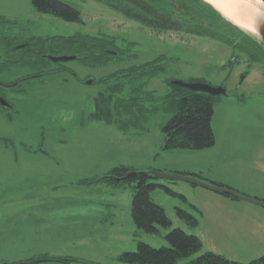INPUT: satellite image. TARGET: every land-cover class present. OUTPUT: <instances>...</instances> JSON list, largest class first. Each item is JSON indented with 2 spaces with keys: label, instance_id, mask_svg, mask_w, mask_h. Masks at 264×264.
<instances>
[{
  "label": "rangeland",
  "instance_id": "1",
  "mask_svg": "<svg viewBox=\"0 0 264 264\" xmlns=\"http://www.w3.org/2000/svg\"><path fill=\"white\" fill-rule=\"evenodd\" d=\"M65 1L78 7L82 23L40 13L31 0H0V16L8 20L0 22V43L2 39L106 34L121 40L126 55L94 68L77 59L65 61L61 72L32 78L22 91L7 92L13 108L0 111V264L23 263L43 255L78 261L38 264H130L119 256L135 251L138 242L167 246L165 235L176 227L202 241L198 253L179 263L205 251L242 263L262 256L264 207L260 204L221 198L185 181L157 178L155 182L173 193L156 186L150 197L165 209L171 226H158V232L150 234L138 229L131 217L132 185L82 181L121 165L144 172L195 170L203 172V181L215 182L213 178L224 187L264 200V64H250L242 57L223 68L234 51L216 40L157 33L94 0ZM128 42L135 44L127 46ZM160 55L165 56L162 70L143 87L154 92L152 103L159 110L126 130L92 116L97 99L109 95L108 84L99 79ZM57 67L55 62L41 67L0 65V82ZM167 79H202L226 89L227 94L214 106L212 147L162 148V127L172 115L161 107L170 90ZM125 86L122 96L128 97L130 86ZM113 100L108 102L110 109ZM2 138L12 143L5 145ZM218 199L226 202L218 203ZM176 208L196 215L199 224L189 227L178 218Z\"/></svg>",
  "mask_w": 264,
  "mask_h": 264
},
{
  "label": "trees",
  "instance_id": "2",
  "mask_svg": "<svg viewBox=\"0 0 264 264\" xmlns=\"http://www.w3.org/2000/svg\"><path fill=\"white\" fill-rule=\"evenodd\" d=\"M94 1L157 33L179 32L204 36L230 47L234 54L223 68L234 65L242 57L246 58L250 64H264V43L254 34L232 23L205 0ZM31 2L35 10L40 13L68 22H83L78 7L65 0H31ZM0 22H8V20L0 16ZM29 41L31 49L19 53L12 62L7 63V66L28 63L41 67L50 62L45 58V53H74L78 57L77 60L94 68L107 64L112 58H122L126 55V50L120 43L121 40L106 34L74 33L67 36L32 37ZM134 44L135 42H128L127 46L133 47ZM128 56L134 55L128 54ZM164 57L160 55L150 61L120 69L99 79L100 82L108 84L109 95L104 94L103 98L97 99L92 116L108 123L114 122L120 130H126L139 125L140 119L146 120L150 112L159 110L160 108L152 103L154 92L147 91L143 87L147 85L149 78L162 70L160 62L164 60ZM170 81L171 79L166 80L170 90L164 96L161 107L172 115L162 127L164 134L162 148L164 150H203L212 147L215 144V135L211 120L215 103L222 96L189 90L173 85ZM191 81L204 82L202 79ZM126 84L130 86V95L123 97L122 93ZM112 98H114L113 109H110L108 102L111 103ZM192 175L204 180L201 175ZM155 179L157 178L149 171H137L133 167L121 165L112 168L103 176L92 177L82 182L86 184L102 182L116 187L132 185L134 194L131 200V217L138 229L154 234L158 232V226L164 228L171 226V220L165 209L152 200L150 191L160 186L166 192L173 193L168 187L155 182ZM210 183L224 186L221 183ZM181 197L186 200L183 195ZM261 201L264 202V200ZM193 208L197 209L195 206ZM197 212L201 214L198 210ZM176 214L189 227H196L199 224L198 217L185 209L176 208ZM165 239L168 245L159 248L138 242L135 251L124 252L119 256V260L130 264H264V254L257 259L242 263L212 251H205L195 258L179 263L180 259L192 256L201 250V239L179 227L172 228L165 235ZM34 258L61 263L78 261L77 258L67 256L43 255Z\"/></svg>",
  "mask_w": 264,
  "mask_h": 264
},
{
  "label": "water",
  "instance_id": "3",
  "mask_svg": "<svg viewBox=\"0 0 264 264\" xmlns=\"http://www.w3.org/2000/svg\"><path fill=\"white\" fill-rule=\"evenodd\" d=\"M264 6V0H260ZM213 6V5H212ZM220 12V11H219ZM242 29V28H241ZM257 29V34L259 39L264 43V19H261L257 22L256 25ZM244 30V29H243ZM246 31V30H245ZM78 57L77 55H58V56H53V55H48V59L52 62H65V61H71V60H76ZM91 80H88L87 83H91ZM171 84L173 85H179L181 87L187 88L189 90L197 91V92H203L207 93L212 96H225L227 94V91L224 87L222 86H212L206 82H200V81H182V80H171ZM1 104L3 106H7V102L5 100L1 101ZM150 174L155 176L156 178L159 179H166L170 181L174 180H180V181H185L188 182L194 186H200L203 188H207L209 190H212L216 193L222 194V195H228L236 199H242L246 201H250L253 203L260 204L264 207V202L257 199V198H251L248 197L244 194H241L229 187H222L219 185H215L213 183H210L208 181H203L199 179L198 177L190 174V173H167V172H162V171H155L151 170L149 171ZM42 261H46V259H31L27 262L23 263H17V264H38Z\"/></svg>",
  "mask_w": 264,
  "mask_h": 264
},
{
  "label": "flooded vegetation",
  "instance_id": "4",
  "mask_svg": "<svg viewBox=\"0 0 264 264\" xmlns=\"http://www.w3.org/2000/svg\"><path fill=\"white\" fill-rule=\"evenodd\" d=\"M31 38H27V39H2V42L0 43V65H2L3 67H9V65L7 66V63L12 62L15 59V56H13L16 52H23L26 50L31 49L30 44L31 42L29 41ZM19 40V41H17ZM9 41H13L12 43H10ZM15 41V42H14ZM17 41V42H16ZM2 43L6 44V46ZM3 46V47H2ZM11 49V50H10ZM45 58L48 59V55H53V56H58V55H76L74 53H63V54H53V53H45ZM49 60V59H48ZM50 61V60H49ZM52 62V61H50ZM58 64L57 67V71H48L50 69H46L44 71L41 72H37V73H33L31 75H26V76H22V77H18L12 81H4V82H0V111L2 110H10L11 108H13V103L11 101H9L8 97H7V92H12V91H22V85L24 83H29L31 82L32 78H39L45 75H49V74H54L56 72H61V70L63 68H60V65L63 62H56ZM55 69V68H53ZM5 100L7 102V106H3L1 104V101ZM12 118V117H11ZM4 140L5 145H9V143H12V141L8 138H2Z\"/></svg>",
  "mask_w": 264,
  "mask_h": 264
},
{
  "label": "bare ground",
  "instance_id": "5",
  "mask_svg": "<svg viewBox=\"0 0 264 264\" xmlns=\"http://www.w3.org/2000/svg\"><path fill=\"white\" fill-rule=\"evenodd\" d=\"M210 4L232 23L248 32L256 33L257 22L264 19V6L260 0H212Z\"/></svg>",
  "mask_w": 264,
  "mask_h": 264
},
{
  "label": "crops",
  "instance_id": "6",
  "mask_svg": "<svg viewBox=\"0 0 264 264\" xmlns=\"http://www.w3.org/2000/svg\"><path fill=\"white\" fill-rule=\"evenodd\" d=\"M182 172H185V173H191V174H200V175H202V171H195V170H183ZM211 180L212 181H215V182H219V183H221L219 180H215V179H213V178H211ZM220 196H222L221 198H228V197H226L225 195H222V194H220ZM217 198V197H216ZM219 200H221V201H219ZM228 200V199H227ZM216 202H218V203H225L226 201H222V199H218Z\"/></svg>",
  "mask_w": 264,
  "mask_h": 264
},
{
  "label": "snow or ice",
  "instance_id": "7",
  "mask_svg": "<svg viewBox=\"0 0 264 264\" xmlns=\"http://www.w3.org/2000/svg\"><path fill=\"white\" fill-rule=\"evenodd\" d=\"M209 2L211 3V2H212V0H209ZM257 2H259V0H257Z\"/></svg>",
  "mask_w": 264,
  "mask_h": 264
}]
</instances>
